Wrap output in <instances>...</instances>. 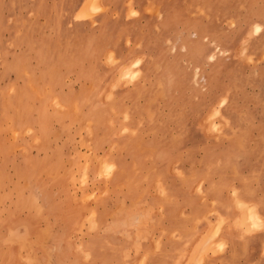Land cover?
Listing matches in <instances>:
<instances>
[{"label":"rangeland","instance_id":"rangeland-1","mask_svg":"<svg viewBox=\"0 0 264 264\" xmlns=\"http://www.w3.org/2000/svg\"><path fill=\"white\" fill-rule=\"evenodd\" d=\"M0 264H264V0H0Z\"/></svg>","mask_w":264,"mask_h":264}]
</instances>
